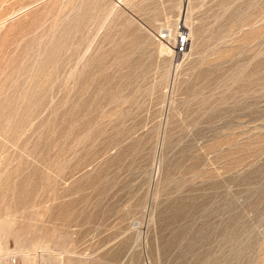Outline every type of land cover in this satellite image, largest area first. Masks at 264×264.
<instances>
[{"label": "rangeland", "instance_id": "1", "mask_svg": "<svg viewBox=\"0 0 264 264\" xmlns=\"http://www.w3.org/2000/svg\"><path fill=\"white\" fill-rule=\"evenodd\" d=\"M0 5V264H264V0Z\"/></svg>", "mask_w": 264, "mask_h": 264}, {"label": "built area", "instance_id": "2", "mask_svg": "<svg viewBox=\"0 0 264 264\" xmlns=\"http://www.w3.org/2000/svg\"><path fill=\"white\" fill-rule=\"evenodd\" d=\"M169 36L167 31L160 33L159 38L167 39ZM174 51L177 55H183L187 50L188 33L184 26L178 25L174 34Z\"/></svg>", "mask_w": 264, "mask_h": 264}, {"label": "bare ground", "instance_id": "3", "mask_svg": "<svg viewBox=\"0 0 264 264\" xmlns=\"http://www.w3.org/2000/svg\"><path fill=\"white\" fill-rule=\"evenodd\" d=\"M5 1V0H4ZM16 2V1H15ZM0 6H2V5H0ZM3 10H4V8H3ZM6 10V9H5ZM167 32H168V34H169V36H168V38L167 39H165V40H162V39H160L159 37V40H162L161 42H160V46H159V50H160V52H166V53H168V52H172L173 51V47L171 46V44L169 43V41H171V39L172 40H174V34H175V31H174V33H172V30L170 29V31L169 30H166ZM160 33H162L161 31H160ZM160 35V34H159ZM173 43H174V41H173Z\"/></svg>", "mask_w": 264, "mask_h": 264}]
</instances>
